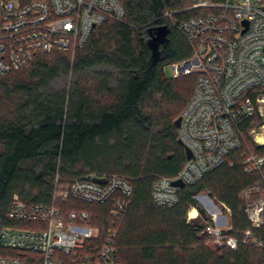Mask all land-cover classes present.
Wrapping results in <instances>:
<instances>
[{
	"label": "trees",
	"instance_id": "1",
	"mask_svg": "<svg viewBox=\"0 0 264 264\" xmlns=\"http://www.w3.org/2000/svg\"><path fill=\"white\" fill-rule=\"evenodd\" d=\"M119 1L124 21L97 26L73 55L40 53L28 67L0 75V232L19 225L6 214L15 195L25 203L50 205L56 178L58 186H67L89 175H118L133 186L118 227L121 264H264L260 249L241 242L247 231L264 240V225L252 227L242 199L243 192L264 188V169L245 171L244 143L199 181L180 188L174 206L157 207L151 198L155 179L176 177L186 162L174 121L196 83L195 74L164 76V67L191 55L183 35L164 15L180 20L210 9L189 8L202 0ZM159 26L168 28L167 40L153 60L148 42ZM254 120L261 124L260 118ZM248 128L246 122L242 129L248 146L264 156V146L250 143ZM203 192L229 210L225 234L238 240L235 249L214 246L201 234L210 223L196 199ZM54 204L64 213L92 215L89 225L99 228V235L82 254L94 253L89 246L96 252L110 203ZM190 208L198 211L200 222L187 220ZM6 253L0 248V255Z\"/></svg>",
	"mask_w": 264,
	"mask_h": 264
},
{
	"label": "built area",
	"instance_id": "2",
	"mask_svg": "<svg viewBox=\"0 0 264 264\" xmlns=\"http://www.w3.org/2000/svg\"><path fill=\"white\" fill-rule=\"evenodd\" d=\"M190 8L210 12L180 20H173L171 13L164 16L191 49L189 58L171 64L172 78L196 75L177 128L178 141L189 149L191 157L176 177L155 179L151 198L157 207L170 208L178 202L180 188L173 186V181L194 184L242 147L246 122L247 135L254 134L255 143L262 146L255 136L264 128V0H202ZM124 16L119 0H30L23 4L0 0V75L28 67L40 53L73 55L97 26L107 21L123 22ZM255 117L260 118L259 126ZM244 164L246 172H260L264 156L247 154ZM256 189L262 198L247 205L245 212L252 227L259 228L264 225V191L255 187L245 193ZM132 193L131 182L123 176L89 175L67 186H58L56 178L50 205L25 203L13 196L6 214L19 225L6 226L0 232V248L7 252L0 255V264H121L118 227ZM57 200L110 203L103 243L96 252L89 246L92 255L82 254L86 243L99 235V228L89 225L92 215L84 211L64 213L54 204ZM219 211L213 205L210 223L201 234L208 235L214 246L235 249L238 240L225 234L229 225H220ZM191 218L187 216L188 221ZM241 242L264 253V240L252 232H245Z\"/></svg>",
	"mask_w": 264,
	"mask_h": 264
},
{
	"label": "rangeland",
	"instance_id": "3",
	"mask_svg": "<svg viewBox=\"0 0 264 264\" xmlns=\"http://www.w3.org/2000/svg\"><path fill=\"white\" fill-rule=\"evenodd\" d=\"M186 9H188V7ZM163 73H164L165 78L171 79L173 77V71H172L171 65H167L166 67H164ZM261 133H264V128H262V127L256 132V134H261ZM246 136L250 139V143H252V144L257 146V144L254 141V134L251 135V136L250 135H246ZM243 143L245 144L246 149L248 150L247 154H253V152L251 151L250 147L248 146L249 142H247L245 140V138H244ZM262 146H264V145H262ZM261 190L264 191V188H261ZM261 198H262V194H261V191H259L258 189H256L255 191H253L251 193L243 192V194H242V199H243V202H244L245 206L253 204V203L257 202L258 200H260ZM196 199H197L199 205L206 211V214L208 216H210L209 215V211L210 212L213 211V205L217 206V208H219V210H220L219 212H220V215H221L220 220H219L220 225L221 226L223 225L224 227H226L225 225H229V217H228L229 215H228V213H226L224 211L223 207L220 206V204L217 203L213 198H211L208 195V193L203 192V193L197 195ZM192 209L193 208H190L189 211H191ZM189 211H188V214H187L188 217L190 216ZM190 221L200 222L199 217H198V211H197V217L191 218Z\"/></svg>",
	"mask_w": 264,
	"mask_h": 264
},
{
	"label": "water",
	"instance_id": "4",
	"mask_svg": "<svg viewBox=\"0 0 264 264\" xmlns=\"http://www.w3.org/2000/svg\"><path fill=\"white\" fill-rule=\"evenodd\" d=\"M168 34V28L166 26H159L154 30V36L152 37V39L148 42V45L152 51V59L153 60H157V58L159 57V46L164 44L167 40L166 36ZM179 122H180V118L178 117L175 121H174V125L176 128L179 127ZM180 143V141H178ZM181 144V143H180ZM184 153H185V157L186 159H190L191 157V153L189 151L188 148L184 147ZM94 181L98 182V183H102L103 179H98V178H94ZM173 186L182 188L184 186V184L179 181H173L172 182Z\"/></svg>",
	"mask_w": 264,
	"mask_h": 264
},
{
	"label": "bare ground",
	"instance_id": "5",
	"mask_svg": "<svg viewBox=\"0 0 264 264\" xmlns=\"http://www.w3.org/2000/svg\"><path fill=\"white\" fill-rule=\"evenodd\" d=\"M255 139H256V141H257L259 144L264 145V133L257 134V135L255 136ZM189 214H190V216L193 218V217H196L197 212H196V210L193 208L191 211H189Z\"/></svg>",
	"mask_w": 264,
	"mask_h": 264
}]
</instances>
